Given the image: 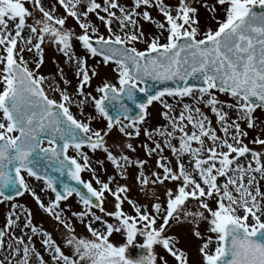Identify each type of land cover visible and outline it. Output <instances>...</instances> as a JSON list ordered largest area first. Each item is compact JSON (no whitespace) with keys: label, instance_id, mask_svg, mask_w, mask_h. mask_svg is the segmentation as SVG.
Segmentation results:
<instances>
[{"label":"snow or ice","instance_id":"snow-or-ice-1","mask_svg":"<svg viewBox=\"0 0 264 264\" xmlns=\"http://www.w3.org/2000/svg\"><path fill=\"white\" fill-rule=\"evenodd\" d=\"M0 205V264H264V0H0Z\"/></svg>","mask_w":264,"mask_h":264},{"label":"rangeland","instance_id":"rangeland-1","mask_svg":"<svg viewBox=\"0 0 264 264\" xmlns=\"http://www.w3.org/2000/svg\"><path fill=\"white\" fill-rule=\"evenodd\" d=\"M152 14H153V16L155 18L160 19L159 15L156 12H153ZM206 14H207L206 11L204 9H201V16L203 17ZM67 23H68V26L69 27H73L74 26V21L71 20L70 18H69V20H68ZM152 27L154 29V25ZM75 30L77 32H79V29L78 28H76ZM138 47H141L142 48L143 46L142 45H139ZM75 50H76L77 54H80V55L83 54L82 53V50L79 48L78 45H77V47H76ZM53 58H55L59 62V66L60 67H65V71H66L67 78L72 81V88H74L77 81H76V78L74 76L73 71L68 70L67 67L64 65V57L62 55H60L59 53H56L52 49H46V52H45V63H44V65L41 68L42 74H45V75H55L56 74V72H57V65L56 64H53V62H52L53 61ZM90 63H91V61H90ZM104 71L105 72H108L109 70L108 69H104ZM61 86H63V85H61ZM157 107H159V105H157ZM73 111H76V109L73 108ZM85 111L88 112V111H91V109H86ZM152 111L155 114V109H152ZM209 115H211V114L209 113ZM255 115L257 117H260L262 115V113H261L260 110H257V112L255 113ZM213 122H215V118L214 117H213ZM161 123H163V121L161 119H154L153 120V124L154 125L161 124ZM251 135H254V133H252L250 131V136ZM141 139H143V138L141 137ZM139 142H140L139 140L138 141H134V143H136V144H139ZM138 152H139L140 156L143 158L144 157L143 150L138 148ZM97 155H99V154H97ZM154 161H155V158L154 157L149 161V163L151 164V166L153 168L155 167ZM109 171L111 172L110 166H109ZM82 176H83V179H85V180H88L90 178L89 175L86 174V173L85 174H82ZM121 183H123V181H121ZM18 199H19V201L21 203H24L26 206H28V207L32 208L33 210H35L36 206L34 204V201L31 199V197L25 195L24 197H21V198H18ZM45 199H47V197H45ZM71 204H72L73 210H80V206L77 204V202H76L75 199H72L71 200ZM109 209L111 210V206H109ZM125 210L126 211H130V209H129V207L127 205H125ZM7 211H8V207L7 206L0 205V225H3L5 223V217H6ZM42 216H43V214H37L34 217V221L37 224L42 223L43 224V227L45 229L51 231V222H49L47 220H42ZM109 220H110V218H109ZM76 230H77V232H80V233H84L85 232L84 227L82 225H80L79 222H76ZM113 239H114V241L117 244H120V243H123L124 242L123 239L121 237H119L118 235L117 236H114ZM35 246L38 249H40L41 251H43L42 248H41V245H40L39 240H36ZM139 251H140L139 249H137L135 247H132V248H130V255H132L133 257H135L139 253ZM191 252H192L193 258H195V255H196V253H195V245H192L191 246ZM44 255L46 256V253Z\"/></svg>","mask_w":264,"mask_h":264},{"label":"water","instance_id":"water-1","mask_svg":"<svg viewBox=\"0 0 264 264\" xmlns=\"http://www.w3.org/2000/svg\"><path fill=\"white\" fill-rule=\"evenodd\" d=\"M74 183V182H73Z\"/></svg>","mask_w":264,"mask_h":264}]
</instances>
